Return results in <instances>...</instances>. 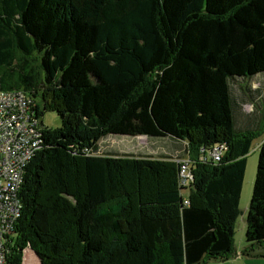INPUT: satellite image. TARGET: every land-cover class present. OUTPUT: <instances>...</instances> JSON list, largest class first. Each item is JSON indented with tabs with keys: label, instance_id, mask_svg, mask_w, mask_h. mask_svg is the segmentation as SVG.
I'll return each mask as SVG.
<instances>
[{
	"label": "trees",
	"instance_id": "trees-1",
	"mask_svg": "<svg viewBox=\"0 0 264 264\" xmlns=\"http://www.w3.org/2000/svg\"><path fill=\"white\" fill-rule=\"evenodd\" d=\"M258 73L264 0H0V90L27 92L42 131L5 264H22L26 248L40 264L235 256L260 107L246 116L252 127L239 126L232 83ZM46 108L58 127L40 120ZM117 135L184 144L190 182L179 183L173 157L99 154V141ZM218 142L214 161L207 151ZM240 255L264 258V138Z\"/></svg>",
	"mask_w": 264,
	"mask_h": 264
},
{
	"label": "built area",
	"instance_id": "built-area-1",
	"mask_svg": "<svg viewBox=\"0 0 264 264\" xmlns=\"http://www.w3.org/2000/svg\"><path fill=\"white\" fill-rule=\"evenodd\" d=\"M35 107V100L22 89L0 90V264H5V243L21 213L18 191L25 169L42 140ZM224 150V143L218 142L207 151V158L218 161ZM177 161L179 182L187 185L192 178L189 159Z\"/></svg>",
	"mask_w": 264,
	"mask_h": 264
},
{
	"label": "rangeland",
	"instance_id": "rangeland-1",
	"mask_svg": "<svg viewBox=\"0 0 264 264\" xmlns=\"http://www.w3.org/2000/svg\"><path fill=\"white\" fill-rule=\"evenodd\" d=\"M264 73H258L251 77L233 81L232 94L235 102L239 106V114L236 117V123L243 127L250 126L251 118L246 119L247 114L256 111L254 105L258 104L257 108L259 118L257 120L258 127L255 130V136L252 138L251 148L246 155V169L242 184V190L239 201V213L234 222L233 241L237 248H241L245 239L246 214L251 198L252 186L255 177L257 158L259 154V144L264 138ZM263 76V77H262ZM249 88V91L247 90ZM45 98L48 97L45 95ZM257 106V107H258ZM252 116V115H251ZM40 120L44 125L50 128H56L60 125V118L52 108H46ZM255 125V124H254ZM184 144H178L175 141L166 138H148L146 136L128 137V136H109L99 141V154H130V158L135 159H171L178 162L176 155L181 159L188 158L184 154ZM214 145L210 146L212 148ZM210 154V153H209ZM209 158V156H208ZM178 164V163H177ZM180 183V182H179ZM14 237V234H11ZM24 253V250H23ZM22 253V264L24 254ZM264 263V258H258Z\"/></svg>",
	"mask_w": 264,
	"mask_h": 264
},
{
	"label": "crops",
	"instance_id": "crops-1",
	"mask_svg": "<svg viewBox=\"0 0 264 264\" xmlns=\"http://www.w3.org/2000/svg\"><path fill=\"white\" fill-rule=\"evenodd\" d=\"M236 255L224 261H211L208 264H264L259 257H243L240 255V251L243 248H237L235 245ZM23 264H40L37 256L30 249H24Z\"/></svg>",
	"mask_w": 264,
	"mask_h": 264
}]
</instances>
